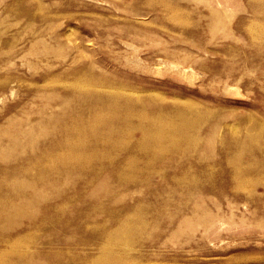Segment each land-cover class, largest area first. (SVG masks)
<instances>
[{
  "label": "rangeland",
  "instance_id": "1",
  "mask_svg": "<svg viewBox=\"0 0 264 264\" xmlns=\"http://www.w3.org/2000/svg\"><path fill=\"white\" fill-rule=\"evenodd\" d=\"M0 264H264V0H0Z\"/></svg>",
  "mask_w": 264,
  "mask_h": 264
},
{
  "label": "bare ground",
  "instance_id": "2",
  "mask_svg": "<svg viewBox=\"0 0 264 264\" xmlns=\"http://www.w3.org/2000/svg\"><path fill=\"white\" fill-rule=\"evenodd\" d=\"M175 138V137H174ZM67 139V138H66Z\"/></svg>",
  "mask_w": 264,
  "mask_h": 264
}]
</instances>
